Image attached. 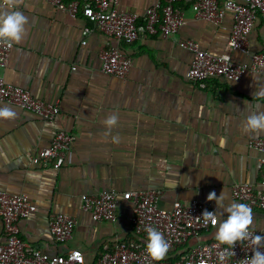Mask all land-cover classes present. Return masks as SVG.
Segmentation results:
<instances>
[{
	"label": "crops",
	"instance_id": "1",
	"mask_svg": "<svg viewBox=\"0 0 264 264\" xmlns=\"http://www.w3.org/2000/svg\"><path fill=\"white\" fill-rule=\"evenodd\" d=\"M157 1L120 0L119 8L143 13ZM194 1L178 3L186 15L176 33L120 41L49 0H0V36L14 43L0 75L61 108L46 120L0 101V189L26 193L38 205L19 221L27 241L51 255L79 248L87 264H96L105 251L131 240L174 260L200 242L232 239L239 227L264 233V211L247 209L232 194L235 183L260 181L264 151L250 140L264 136V73L248 72L239 80L216 76L206 87L194 86L187 77L194 53L181 44L195 39L203 49L250 63L252 53L264 52V20L256 18L249 52L234 49L233 11L219 25L197 18ZM85 28H91L87 43ZM106 45L133 57L128 77L103 71L100 51ZM59 129L76 135L67 162H34ZM104 189L162 190L166 208L198 198L216 209L219 221L171 250L161 235L144 238L132 230V203L123 197L117 221L95 220L83 195ZM60 212L77 220L72 237L62 242L49 226L51 215Z\"/></svg>",
	"mask_w": 264,
	"mask_h": 264
},
{
	"label": "built area",
	"instance_id": "2",
	"mask_svg": "<svg viewBox=\"0 0 264 264\" xmlns=\"http://www.w3.org/2000/svg\"><path fill=\"white\" fill-rule=\"evenodd\" d=\"M57 7L73 15L83 14L97 29L120 41H135L161 33L169 36L176 33L185 21L181 0H158L145 12L126 11L119 8L120 0H49ZM197 18L210 19L221 25L226 13L232 10L234 21L229 45L234 49L249 52V33L256 18L264 20V0H195L192 4ZM91 28H85L83 43ZM184 47L194 53L187 77L194 86L206 87L209 79L223 76L242 79L248 72L264 73V52L252 53L250 63H239L223 55L203 49L195 39L182 40ZM14 47L12 40L0 36V65L9 60ZM103 71L120 77H128L133 66V57L119 46L106 45L101 51ZM0 101L20 105L52 120L60 113L58 103L35 96L29 89L8 83L0 75ZM76 135L65 129L55 132L52 142L33 157L41 166H62L67 162ZM250 143L264 151V136L251 138ZM260 181L235 183L232 194L247 209L264 211V157L259 161ZM162 190L135 189L120 192L104 189L83 195V207L99 221L118 219L121 197L132 203V230L149 238L163 237L164 246L178 250L202 231L217 225L216 209L198 198L190 202L176 200L171 208L161 206ZM28 194L0 189V216L3 221L4 239H0V264H87L79 248L67 254L51 255L27 241L21 234L19 221L36 211ZM77 220L67 213H54L49 219L53 237L67 241L74 233ZM96 264H264V233L252 227H239L232 239H212L198 243L181 252L176 259L165 257L163 251L149 244L131 240L119 243L115 249L105 251Z\"/></svg>",
	"mask_w": 264,
	"mask_h": 264
}]
</instances>
